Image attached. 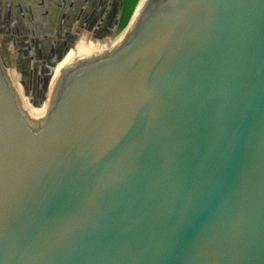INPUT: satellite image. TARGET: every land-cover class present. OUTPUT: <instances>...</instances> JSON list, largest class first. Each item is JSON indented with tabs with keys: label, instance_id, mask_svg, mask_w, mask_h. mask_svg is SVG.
<instances>
[{
	"label": "water",
	"instance_id": "obj_1",
	"mask_svg": "<svg viewBox=\"0 0 264 264\" xmlns=\"http://www.w3.org/2000/svg\"><path fill=\"white\" fill-rule=\"evenodd\" d=\"M29 1L1 18L60 49L34 92L19 72L32 97L92 20L93 40L117 31L122 0ZM139 3L40 120L8 74L20 29L1 32L0 264H264V0H146L130 26Z\"/></svg>",
	"mask_w": 264,
	"mask_h": 264
},
{
	"label": "rangeland",
	"instance_id": "obj_2",
	"mask_svg": "<svg viewBox=\"0 0 264 264\" xmlns=\"http://www.w3.org/2000/svg\"><path fill=\"white\" fill-rule=\"evenodd\" d=\"M100 1H102V0H100ZM26 8H27V11H28V14H29L28 17H33V11H32L33 7H32V3H30L29 0H28V3L26 4ZM92 8L95 9L96 7L93 6V4H92L91 10L93 12ZM59 9H60V7H59ZM5 12H6L5 15H3V16H5L4 19H2L1 16H0V36L2 37L3 33H1V32L5 31V28H8L7 24L8 25L9 24L10 25L11 24H15L14 28L17 27L18 30L20 29V31L17 34L18 37H16V35H15L16 33L14 34V36L16 38H20V40H19L20 45L17 46L16 48H14L15 51L12 54V62L15 60V58L18 57V55H21L20 52L23 51L22 55H21L22 58L20 57V59H19L20 60L19 65L17 64L15 67L13 65L12 66V70L14 68L15 71L18 72V73L22 71L23 72V78L25 79V82H26V85H27L28 89L31 92H34L38 88V83L41 82V78H42L43 74L45 73V69H46L45 66H47L46 62L47 61H49V62L53 61V57L58 54L60 49L57 48V47H51L49 44L47 45V43L45 44V42L42 41V40H44V38H40L41 36L39 38H35V43H33V44L31 42L32 40L27 41V39L25 37H29V35H27V33H26L27 31L24 30L25 29L24 28V26H25L24 18L27 17V14L25 13V11H21V13H20L19 9H18L17 16L19 17V20L17 21V23L15 22L14 19H12V16L9 15L11 13H9V9L8 8L6 9ZM102 13H103V11L100 14L101 16H102ZM99 19H100V17H97L95 20H92L91 21V26L89 24V30L81 33L82 35L85 34L83 39H80L82 44L91 42V39H90L89 35L91 34V32L93 30L94 31L96 30L95 29V25H96V23L98 22ZM4 20H6V22H3ZM28 21H29L28 24H30V21L33 22V20H28ZM3 23H5V24H3ZM36 23L38 24V21ZM28 24L25 27H29ZM53 25L54 26L56 25L55 21L53 22ZM72 26L75 29H77V26L75 24L74 25L72 24ZM103 26H104V23L103 24L100 23L99 26H98V31L102 30ZM121 30L122 29H119V27H118L117 31L113 32V34H112V36H113L112 39L113 40L110 43L109 49L113 48L116 45V43L120 41V40L116 41V39H118V37L120 36ZM67 35H69V33L64 34L63 36L65 37ZM82 35H81V38H82ZM61 37H62V35H61ZM99 37H100V35H99ZM59 40H60L59 37H57L56 41H59ZM94 40H98V39L96 38ZM100 40L103 41L104 39L101 38ZM60 41H62V39ZM8 44H9V46H12L11 43H8ZM8 44H7V47H8ZM83 45H85V44H83ZM19 47L22 50L19 51ZM31 52H32V54L34 53V56L31 55ZM77 53H78L77 51L70 53L72 56H70V54H67L66 57L64 56L58 63L64 62V61H69V63H70L71 62L70 57H75L76 59H79ZM35 57L38 58V59H33ZM37 60H39V62H37ZM45 79L46 80H44V84H45V87H46L48 78H45ZM25 82H23V85H24ZM48 86H49L50 91H51L50 81L48 83ZM28 116L31 119H33V120H39V119H34L30 115H28Z\"/></svg>",
	"mask_w": 264,
	"mask_h": 264
},
{
	"label": "bare ground",
	"instance_id": "obj_3",
	"mask_svg": "<svg viewBox=\"0 0 264 264\" xmlns=\"http://www.w3.org/2000/svg\"><path fill=\"white\" fill-rule=\"evenodd\" d=\"M145 1L142 0V2H141V0H140L139 6H138V8L136 10V13H135L136 15H134V18H133L130 26L134 23L136 17L138 16L139 12L141 11V9L143 7ZM11 10H12V8H11ZM9 15L12 16V13L9 14ZM124 34H125V32L122 33L118 37V39H116V41H119L120 39H122ZM81 35L78 38V40L74 43V45L69 47L64 52V54L62 55L61 59L64 56L66 57L67 54H70V53L76 52V51L78 52L77 55H78L79 58H81V57H89V56H93V55H96V54H101V53L109 50L110 43L113 40L112 39L113 36L111 34H107L106 37H104L103 41H100V40H94L93 41V39L90 38L91 42L90 43H83V44H85V45H83L81 43L80 39H83L85 34L82 35V38H81ZM63 41H67V40L64 39ZM12 43H11L12 46H9V44H8V48L7 49H8L9 55H12L14 53V51H15L14 48H16ZM70 56H72V55L70 54ZM20 57H21V55H18V57L15 58L14 62H12L11 66H10L11 68H9V71H8L9 78H10V80H11V82H12V84H13L16 92H17V94L19 95L23 110L27 113V115H30L34 119H39L40 120V119H42V117L46 113V110H47L48 105L50 103V100H51L53 91L55 89L56 83L58 81V78L60 76V73L62 72L63 69H65L67 66H69L70 64L75 62L77 59L75 57H70V60H71L70 63H69V61H64V62L58 63L61 60L60 59L53 66V69H52L51 74H50V76L48 78V81H47V86L45 88V92L44 91L40 92V90H38L34 96L32 95V97H29V96L24 95V86L21 83L20 74L18 72H16L14 68H13L14 71L12 70V66L14 65V67H15L19 63ZM49 81H50L51 91H50V88L48 86ZM34 101H36L35 102V103H37L36 105L33 103Z\"/></svg>",
	"mask_w": 264,
	"mask_h": 264
},
{
	"label": "trees",
	"instance_id": "obj_4",
	"mask_svg": "<svg viewBox=\"0 0 264 264\" xmlns=\"http://www.w3.org/2000/svg\"><path fill=\"white\" fill-rule=\"evenodd\" d=\"M137 2H138V0H122V13H121V17H120L119 29L124 28L127 21L129 20L131 14L134 11V8H135ZM141 2H142V0H141Z\"/></svg>",
	"mask_w": 264,
	"mask_h": 264
}]
</instances>
